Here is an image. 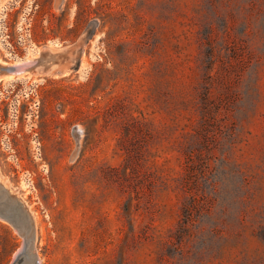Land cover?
Listing matches in <instances>:
<instances>
[{
	"label": "rangeland",
	"instance_id": "obj_1",
	"mask_svg": "<svg viewBox=\"0 0 264 264\" xmlns=\"http://www.w3.org/2000/svg\"><path fill=\"white\" fill-rule=\"evenodd\" d=\"M41 52L0 82L39 264H264V0H0V63Z\"/></svg>",
	"mask_w": 264,
	"mask_h": 264
},
{
	"label": "water",
	"instance_id": "obj_2",
	"mask_svg": "<svg viewBox=\"0 0 264 264\" xmlns=\"http://www.w3.org/2000/svg\"><path fill=\"white\" fill-rule=\"evenodd\" d=\"M55 57H57V55H54L52 60H54ZM48 60L46 55L41 52L40 55L34 59L32 64L29 65L28 70L32 72L39 68L41 64L48 62ZM19 69H22V66H10L0 63V71L3 73L18 71ZM0 218L7 221L22 237L21 244L14 254L11 264H24L27 257L32 260L33 264H39V260L34 251L35 222L32 213L21 198L1 180Z\"/></svg>",
	"mask_w": 264,
	"mask_h": 264
},
{
	"label": "bare ground",
	"instance_id": "obj_3",
	"mask_svg": "<svg viewBox=\"0 0 264 264\" xmlns=\"http://www.w3.org/2000/svg\"><path fill=\"white\" fill-rule=\"evenodd\" d=\"M35 58L36 57L31 55L27 59L18 60L14 64H8L7 63L10 66H15V65L16 66L17 65L18 66H22V69H19L18 71L4 72V73L0 71V82L3 83V84H6V83L10 82V84H11V81H13V80H16V79H19V78L22 79V77H32L33 76L32 72L28 70V67H29V65L32 64V62L34 61ZM46 58H48L49 60H52L53 56L52 55H46ZM83 65H84V63H83ZM33 79H34V77H33ZM24 264H33V263H32V260L27 257Z\"/></svg>",
	"mask_w": 264,
	"mask_h": 264
},
{
	"label": "trees",
	"instance_id": "obj_4",
	"mask_svg": "<svg viewBox=\"0 0 264 264\" xmlns=\"http://www.w3.org/2000/svg\"><path fill=\"white\" fill-rule=\"evenodd\" d=\"M211 95H213V93H212V90L210 89V87L207 85V84H204V86H203V91H202V97H201V109H202V116H203V123H207L208 121V119H209V117H207L208 116V114H210L211 112H210V108H209V97L211 96ZM205 124H203V125H205ZM203 130V129H202ZM189 161V160H188ZM187 161V164H189V162ZM193 199V198H192ZM186 220H189V218L188 217H186L185 218ZM262 235H263V237H264V228H263V230H262V233H261Z\"/></svg>",
	"mask_w": 264,
	"mask_h": 264
}]
</instances>
